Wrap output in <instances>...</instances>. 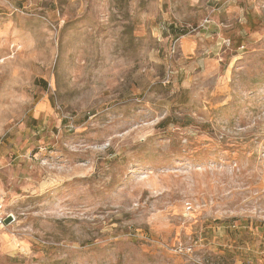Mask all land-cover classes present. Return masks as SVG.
Here are the masks:
<instances>
[{
  "label": "rangeland",
  "instance_id": "obj_1",
  "mask_svg": "<svg viewBox=\"0 0 264 264\" xmlns=\"http://www.w3.org/2000/svg\"><path fill=\"white\" fill-rule=\"evenodd\" d=\"M0 196V264H264V0H0Z\"/></svg>",
  "mask_w": 264,
  "mask_h": 264
},
{
  "label": "built area",
  "instance_id": "obj_2",
  "mask_svg": "<svg viewBox=\"0 0 264 264\" xmlns=\"http://www.w3.org/2000/svg\"><path fill=\"white\" fill-rule=\"evenodd\" d=\"M13 220V215L11 213L6 212V210L4 209L3 200L0 196V228H4L5 226L11 224Z\"/></svg>",
  "mask_w": 264,
  "mask_h": 264
}]
</instances>
